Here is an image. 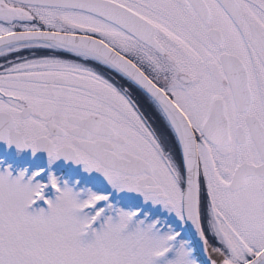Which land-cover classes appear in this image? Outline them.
<instances>
[{
    "label": "snow or ice",
    "instance_id": "obj_1",
    "mask_svg": "<svg viewBox=\"0 0 264 264\" xmlns=\"http://www.w3.org/2000/svg\"><path fill=\"white\" fill-rule=\"evenodd\" d=\"M0 264H264V0H0Z\"/></svg>",
    "mask_w": 264,
    "mask_h": 264
}]
</instances>
